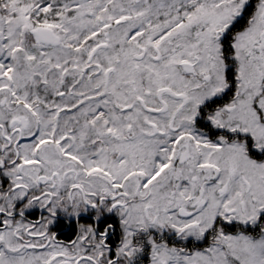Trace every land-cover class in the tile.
I'll return each instance as SVG.
<instances>
[{"label": "snow or ice", "instance_id": "snow-or-ice-1", "mask_svg": "<svg viewBox=\"0 0 264 264\" xmlns=\"http://www.w3.org/2000/svg\"><path fill=\"white\" fill-rule=\"evenodd\" d=\"M146 261L264 264V0H0V264Z\"/></svg>", "mask_w": 264, "mask_h": 264}, {"label": "trees", "instance_id": "trees-1", "mask_svg": "<svg viewBox=\"0 0 264 264\" xmlns=\"http://www.w3.org/2000/svg\"><path fill=\"white\" fill-rule=\"evenodd\" d=\"M33 217H35V215ZM56 233L58 235L57 239L63 242L64 244H67L70 243L71 240L75 239L76 235L78 234V228L77 225H75L74 223L68 225V223L66 222L63 227H59L56 230Z\"/></svg>", "mask_w": 264, "mask_h": 264}, {"label": "flooded vegetation", "instance_id": "flooded-vegetation-1", "mask_svg": "<svg viewBox=\"0 0 264 264\" xmlns=\"http://www.w3.org/2000/svg\"><path fill=\"white\" fill-rule=\"evenodd\" d=\"M35 215V217H33ZM36 216H37V218H36ZM28 220L29 221H32V222H36V221H39L40 220V212L39 211H34L33 212V214L32 215H30L29 217H28ZM81 223H86V222H84L83 220L81 221ZM68 225H69V223H68ZM58 228H56L55 229V231L57 230ZM58 236V235H57ZM57 238V237H56ZM115 239L116 238H113V243L115 242ZM58 240V239H57ZM68 245H70V243H67ZM146 264H147V261H146Z\"/></svg>", "mask_w": 264, "mask_h": 264}, {"label": "rangeland", "instance_id": "rangeland-1", "mask_svg": "<svg viewBox=\"0 0 264 264\" xmlns=\"http://www.w3.org/2000/svg\"><path fill=\"white\" fill-rule=\"evenodd\" d=\"M37 251H42V250L38 249Z\"/></svg>", "mask_w": 264, "mask_h": 264}]
</instances>
